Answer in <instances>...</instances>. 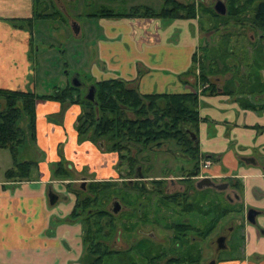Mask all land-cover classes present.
Returning a JSON list of instances; mask_svg holds the SVG:
<instances>
[{"label": "crops", "instance_id": "0c3cea01", "mask_svg": "<svg viewBox=\"0 0 264 264\" xmlns=\"http://www.w3.org/2000/svg\"><path fill=\"white\" fill-rule=\"evenodd\" d=\"M32 14L33 0H0V89L51 95L61 87L37 93L36 72L44 68L30 55L35 24L33 29L16 28L9 21ZM119 20L102 22L89 83L122 79L142 94H198V152L212 160L202 171L216 181L241 184V248L217 257L214 264H264V95L249 90L237 97L226 94L221 90L225 81L219 78L212 80L215 92L202 91L198 69L193 68V55L202 50L204 38L196 18L135 15ZM4 106L0 96V110ZM80 113L77 103L36 99L35 139L19 145L17 157L25 146L22 159L35 161L37 169L31 180L14 182L5 178L12 157L11 166H0V264H83V226L70 220L75 186L82 180L115 179L118 156L78 140ZM61 153L70 174L62 185L54 176ZM51 192L58 195L54 205L47 196ZM249 209L258 213L254 224L245 219Z\"/></svg>", "mask_w": 264, "mask_h": 264}, {"label": "trees", "instance_id": "16d2710c", "mask_svg": "<svg viewBox=\"0 0 264 264\" xmlns=\"http://www.w3.org/2000/svg\"><path fill=\"white\" fill-rule=\"evenodd\" d=\"M35 1V5H34ZM227 15L220 16L210 7H205L207 14L214 18H225L224 24L230 22L239 26H249L251 29H260L264 32V3L256 5L258 0H228ZM33 0V14L30 18L9 19L16 28L33 29V24L38 20L58 18V12L38 13L36 3ZM196 5L194 3H181L177 0H164V6L158 11L151 7H135L124 16L162 17V18H195ZM139 13V14H138ZM91 16H113L108 10H101ZM116 15V16H117ZM228 44V43H227ZM225 51L229 49L226 45ZM232 50L230 51V53ZM223 61L218 69L213 58L193 55V68L198 69L197 77L203 86L202 91L215 92L212 77L217 73H225L226 54L221 53ZM209 62V63H208ZM196 65V66H195ZM217 79V77H215ZM249 83H251L249 81ZM243 80L232 78L225 80L222 92L226 94L238 93L244 86L250 84ZM252 84V83H251ZM257 91L264 95V82L258 83ZM95 85V100L90 101L80 93V88L71 84L57 88L51 95H37L31 91L0 89V96L4 99L5 106L0 110V148L10 151L13 166L5 171V178L10 181L31 180L32 171L37 169V163L31 160L19 161L17 157L18 146L27 139H35V101L36 99H51L60 102L68 101L81 105V113L77 116L75 130L78 140L87 137L91 140L104 143V149L118 154L120 166H124L125 173L121 177L131 175L134 166L138 163V155L147 156L153 146H160L166 141H173L184 154L197 165L200 155L197 142L198 124L200 121L198 112V94L196 92L170 93V94H142L130 86L128 81L122 79L101 80ZM253 85V84H252ZM255 87V86H254ZM215 89V90H214ZM249 89V88H248ZM245 91V90H244ZM242 91V93H245ZM246 93H248L246 91ZM26 119V127L20 126L21 118ZM106 144L109 146L106 147ZM134 150L138 155H135ZM143 157V156H141ZM198 170V169H197ZM197 174V171L194 173ZM54 176L62 180L70 179L63 159L54 166ZM232 182V181H231ZM238 191L241 184L232 183ZM128 185L125 184L124 187ZM115 181L99 180L87 184L89 194L82 196L76 191L77 199L70 215V220L79 221L83 226L84 254L83 264H136L134 258L127 254L132 248L125 251L115 250L109 247L117 225L112 220L110 213L104 204L114 194ZM215 218L213 224L206 226L200 236H206L211 232L222 216L229 213L240 212L241 207H235L228 203L215 206ZM173 241L184 246L175 256L167 255L159 251L157 246L147 240L138 242L139 253L144 258V264H198L201 262L199 248L191 244L187 238L189 226L170 227ZM126 231H130L126 227ZM119 254L121 256H119ZM107 259L110 263H107Z\"/></svg>", "mask_w": 264, "mask_h": 264}, {"label": "rangeland", "instance_id": "374dc122", "mask_svg": "<svg viewBox=\"0 0 264 264\" xmlns=\"http://www.w3.org/2000/svg\"><path fill=\"white\" fill-rule=\"evenodd\" d=\"M39 1V4L36 3L35 7L38 13H52L57 11L59 16L58 18L51 17L46 20L36 21V27L32 33L33 51L30 53L31 59L35 64L38 63V67L40 65L44 68H40L36 72L38 83L37 93L41 94L44 92H50L55 86L62 87L66 82H69L68 84L72 85L71 82L75 74H77L79 75L80 81L83 83L79 86L80 93L83 96L86 87L92 85L89 83L91 81L89 78L91 75L90 68L92 63L96 61V40L103 34L101 31V28L104 26L102 22L121 21L119 19H122L124 15H117V13L126 14L131 12L135 7L148 6L158 11L164 5L163 0ZM179 1L191 2L192 0ZM212 4V0H204V2L199 4L197 8V15L199 16L197 19L200 30L199 35L204 36V38L201 37L202 50L198 52L197 56L204 55L207 56V58H213L219 69L225 62L222 60L223 57H221V53L225 51V47H228L226 45H229V49H227L225 53L228 69L223 75L217 73L218 76L215 77L223 82L225 80L231 81L232 78H235L239 81H248V83L250 81L253 84L249 83L250 87L244 86L242 89L240 88L238 93L233 94L235 97L241 96L242 91L244 90V92L250 89L257 91L256 87L259 89L260 86L258 83L264 81V32L260 29H251L248 26L239 27L234 25L231 19L228 20L230 22L224 24V21H227V19H215L205 12L204 8H211ZM101 10H108L113 13V16H106V19H104L99 15H90L93 13L98 14ZM73 21L79 25L78 35H74L71 29V23ZM215 27H217V30H215ZM231 50L232 52L230 53ZM215 77L213 76L212 80H216ZM255 93L258 94L259 92ZM19 124L21 127L25 128L26 119L24 117L21 118ZM83 140H88L98 147L99 142L89 139L88 136L83 138ZM105 145L106 147L109 146L106 143ZM167 147L171 150L178 149L173 141H169ZM102 148H104V144ZM25 149V146H21L18 154L19 160H23L22 158L25 156ZM30 156L32 155L28 154L27 158H31ZM11 157L12 155L8 149L0 148V166L4 163L6 166H11ZM61 157L65 161V156H63L62 153ZM177 158L180 161L186 162V159L183 156ZM59 184L62 185V183ZM80 184H82L81 181ZM80 184L75 186V190H80ZM83 187L84 191L80 193L82 196H86L89 194L87 191V181L83 182ZM227 192H230L229 189ZM225 193L226 192H216V199L224 202ZM123 194L128 197L127 191ZM47 196L49 197V195ZM109 200L110 198L106 201V204ZM113 206V200H111L108 203L107 208L110 210ZM241 218H243V215L241 214L227 215V217H224L219 221L215 231L209 236L206 242L197 243V246L201 249L202 264H210L217 255L223 258L229 256L231 253H237L239 251L241 248L242 234L238 225V220ZM150 229L153 231V235H156L158 238L164 239V237L168 236L166 233L165 235L160 233L158 229L154 227H151ZM147 230H149V228ZM220 235H224L226 238V248L218 252L215 240ZM119 236L122 238V241H120L119 244L116 243V245H112V240H110V248H125L127 245H131L130 241L132 238H137L140 235L135 234V232L126 231V228H124L123 225H120L115 233V237ZM125 241H127L128 244H125ZM159 245L161 246H158L157 249L165 252L167 255H174L177 253V250L179 251L178 248L171 246L167 239H164ZM127 254L134 258L136 264H144V258L141 257V253H139L137 247L132 248L131 252H128ZM119 256L121 255L119 254ZM107 263H110L109 259H107Z\"/></svg>", "mask_w": 264, "mask_h": 264}, {"label": "flooded vegetation", "instance_id": "af4514ba", "mask_svg": "<svg viewBox=\"0 0 264 264\" xmlns=\"http://www.w3.org/2000/svg\"><path fill=\"white\" fill-rule=\"evenodd\" d=\"M217 1L218 0H212L213 4L211 8L213 10H214V5ZM222 1L226 5V13L224 15H220L215 10L214 12L220 16H225L227 15L229 1L228 0H222ZM179 2L194 3L196 5V10H197L199 4H202L204 0H192L191 2L179 1ZM262 3H264V0H258L256 5H259L260 6L259 8L261 9ZM195 18L196 19L199 18L197 12ZM216 28L217 27H215V30H217ZM200 47H202V45H200ZM73 79H77V81L80 82V86L83 84L80 81L79 75L75 74ZM88 87H86L84 95L86 94ZM168 142L169 141H166L160 146H153L148 156L144 153L142 155H138L134 150L135 155H138L137 156L138 163L134 166L133 173L128 176L121 177V175L125 173V170H124V166H120V160L118 158L116 164L118 176L115 179H111L115 181V187H114V194L110 197L109 202L113 200V205L114 202H117L118 203L117 206L119 210L117 212H114V209L116 208L115 205L112 207V209L109 210L107 208L109 202L107 204L105 203L104 207L113 215L112 220L114 224L117 225L115 233L117 232L118 227L120 225H123L124 228L128 227L130 229V231L128 232H133V233L135 232V234L140 236L137 238L136 237L132 238L130 241L131 245H127V247L125 248L113 247L112 249L119 251H125L131 247L133 248L137 247L138 249V242L140 240H147L148 242L153 243L155 246L158 247L161 246L159 244H161V242L164 241V239H167L169 240L171 246L181 250L183 249L184 246L181 247L179 242L174 243L173 234L170 229V227H181V225L189 226L190 230H188L187 232V238H189V241L191 240V242H193L191 244H195V246L199 248L197 246V243L204 241L206 242L209 236L215 231L219 221L222 218L227 217V215L229 214H236V215L239 214L238 212L237 213L234 212L222 216L217 221L216 227L211 232H209L208 235L206 236L199 235L201 231H204V228L206 226L210 227L213 224L215 218V208H216L215 206L217 204L220 203L221 206H227L228 203H231L236 208L239 207L238 205H239L240 197L238 193H240V190L237 191L233 187L232 185L233 182L231 181H216L211 176L205 173L207 169H202L200 161L203 159H208L211 161L212 164V160L210 158L200 156V159L196 165L195 162L191 160L181 150H179V148L176 150H171L169 147H167ZM103 144H104L103 142H99L98 146L102 148ZM181 156L185 157L186 162L180 161L177 158ZM202 170L205 171L203 172ZM196 171L197 174H194ZM204 178H210L215 183L227 182L229 187L223 191H218L211 187H206L205 182H200ZM58 180L60 181V183L61 181H63L60 178ZM81 182L82 184H80V190H74V194L76 196L75 202L77 199L76 191L79 192L84 191L83 182L86 181L82 180ZM89 182L91 181H87V184ZM125 184L128 186L124 187ZM228 189L230 192L231 191L232 192L231 193L227 192ZM125 191H127L129 198L125 194H123ZM216 192L218 193L226 192L224 194V199H225L224 202H222L219 199H216L215 197ZM55 195L57 196L58 199V195L57 194ZM236 195L238 196V198H236ZM151 227L158 229V231L160 233H163L164 235L165 233L168 234V236L164 237V239L158 238L156 237V235L154 236L153 231H151L150 229ZM148 228L149 230H147ZM115 233L111 239L112 245L113 244L116 245V243L119 244L120 241H122V238L120 236L115 237ZM220 236H224V235H220ZM125 244H128L127 241H125ZM225 248H226V238H225ZM216 249L218 252L220 250H223V249L218 250L217 243H216ZM199 250L201 254V249L199 248ZM173 256H175V254ZM217 257H219V255H217ZM215 259L213 260L214 263H215ZM211 263L212 261L210 262V264Z\"/></svg>", "mask_w": 264, "mask_h": 264}, {"label": "water", "instance_id": "95a60500", "mask_svg": "<svg viewBox=\"0 0 264 264\" xmlns=\"http://www.w3.org/2000/svg\"><path fill=\"white\" fill-rule=\"evenodd\" d=\"M214 10L220 14V15H224L226 13V5L225 3L222 1V0H218L215 5H214ZM71 29L74 33V35H78L79 33V25L73 21L71 23ZM72 85L73 86H80V82L77 81V79H73L72 80ZM84 97L87 99V100H90V101H94L95 100V85L92 84L88 87L87 89V92L86 94L84 95ZM248 159H246L247 161ZM200 182H205V186L206 187H211L213 189H216L218 191H223V190H226L229 185L227 182H223V183H215L213 182L210 178H204L202 179ZM236 198H238V196L236 195ZM57 201V196L55 194H52L50 193L49 194V203L51 205L55 204V202ZM117 202H114V205H115V209H114V212H117L119 210L118 206H117ZM257 211H255L254 209H249L246 213V217L245 219L249 222V223H255V217L257 215ZM216 243H217V248L218 250L220 249H224L225 248V237L224 236H220L217 238L216 240ZM211 264H214V261H212Z\"/></svg>", "mask_w": 264, "mask_h": 264}, {"label": "built area", "instance_id": "2783aa9c", "mask_svg": "<svg viewBox=\"0 0 264 264\" xmlns=\"http://www.w3.org/2000/svg\"><path fill=\"white\" fill-rule=\"evenodd\" d=\"M202 169H208L211 165V161L208 159H203L200 161Z\"/></svg>", "mask_w": 264, "mask_h": 264}]
</instances>
